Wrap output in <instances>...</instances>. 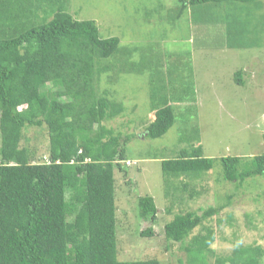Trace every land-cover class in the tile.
<instances>
[{
  "label": "trees",
  "instance_id": "16d2710c",
  "mask_svg": "<svg viewBox=\"0 0 264 264\" xmlns=\"http://www.w3.org/2000/svg\"><path fill=\"white\" fill-rule=\"evenodd\" d=\"M260 1L180 0L178 15L191 7V22L207 29L205 46L245 48L242 4ZM68 8V0H0V264H161L157 258H120L115 171H126L133 134L107 124L125 106L100 86L102 79H114L111 69L119 75L140 71L157 61L156 54L122 43L118 34L103 37L95 20L75 18ZM162 101L146 136L160 137L175 123V108L168 97ZM30 127L48 132L45 159L28 144ZM216 160L200 145L184 147L162 160V171L171 184L172 178L201 176ZM219 161L230 182L264 175V152L245 166L239 155ZM138 210L148 219L158 207L145 195ZM220 210L181 212L166 223V239L185 251L180 264H261L263 250L252 245L210 262L216 234L204 224ZM154 233L153 227L140 232Z\"/></svg>",
  "mask_w": 264,
  "mask_h": 264
},
{
  "label": "rangeland",
  "instance_id": "374dc122",
  "mask_svg": "<svg viewBox=\"0 0 264 264\" xmlns=\"http://www.w3.org/2000/svg\"><path fill=\"white\" fill-rule=\"evenodd\" d=\"M256 3L242 4L247 25L242 40L248 45L233 48L221 42L205 46L201 37L207 29L191 22L190 6L178 15L180 0H68V11L75 18L95 20L103 37L118 34L122 43L156 54L152 65L120 75L111 69L115 80L100 82L125 106V112L107 124L133 134L126 171H115L120 258L180 264L185 251L181 243L166 239V223L178 213L212 206L221 210L204 224L216 234L210 262L238 245H252L262 248L264 264V175L242 184L230 182L223 178L219 161L239 155L245 166L264 152V0ZM219 10L225 13V8ZM162 97H168L177 116L164 135L152 138L145 128L154 120V107L160 106ZM26 134L36 155L45 159L46 128L30 127ZM199 145L204 156L217 158L213 168L196 178H172L167 184L162 160ZM145 195H151L158 207L154 218L138 214V198ZM149 227L154 235L141 236Z\"/></svg>",
  "mask_w": 264,
  "mask_h": 264
}]
</instances>
